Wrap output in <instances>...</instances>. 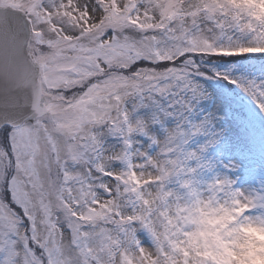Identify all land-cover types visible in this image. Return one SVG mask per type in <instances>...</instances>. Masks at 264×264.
I'll list each match as a JSON object with an SVG mask.
<instances>
[{
    "label": "snow or ice",
    "instance_id": "snow-or-ice-1",
    "mask_svg": "<svg viewBox=\"0 0 264 264\" xmlns=\"http://www.w3.org/2000/svg\"><path fill=\"white\" fill-rule=\"evenodd\" d=\"M219 3L164 0L154 15L143 0H0L17 13L4 18L7 33L25 34L40 69L31 114L16 107L8 115L22 122L0 125V264H176L169 202L182 185L208 183L203 153L219 136L211 116L190 119L208 99L201 78L235 85L264 112V81L201 63L264 54V26L238 16L226 25ZM201 133L205 142L188 149ZM108 137L117 144L106 146ZM211 179L248 195L227 174ZM253 196L264 207V187Z\"/></svg>",
    "mask_w": 264,
    "mask_h": 264
},
{
    "label": "clouds",
    "instance_id": "clouds-1",
    "mask_svg": "<svg viewBox=\"0 0 264 264\" xmlns=\"http://www.w3.org/2000/svg\"><path fill=\"white\" fill-rule=\"evenodd\" d=\"M143 2L154 15L164 6V0ZM202 2L178 0L184 8ZM219 7L222 15L218 19L226 25L233 16H238L240 24L264 26V0H220ZM6 16L16 17L17 13L0 7V125L22 122L8 115L16 107L26 108L31 114L32 93L40 80V69L32 62L25 34H8L3 25ZM2 97L10 98L11 102L6 103ZM214 175L206 179L213 184L212 188L208 183L182 185L177 189L180 198L173 197L169 202L172 216L167 227L177 249L176 264H183L184 251L188 253V264L194 260L207 264H264V207L254 199L257 189L244 190L247 196L234 195V188L216 185L211 179ZM147 194L150 201L156 199V190ZM152 250L155 254V249Z\"/></svg>",
    "mask_w": 264,
    "mask_h": 264
},
{
    "label": "rangeland",
    "instance_id": "rangeland-1",
    "mask_svg": "<svg viewBox=\"0 0 264 264\" xmlns=\"http://www.w3.org/2000/svg\"><path fill=\"white\" fill-rule=\"evenodd\" d=\"M201 63L209 69L229 72L234 76L257 82L264 81V65L252 70H242L232 64L224 65L207 60ZM201 79L208 92V99L197 104L190 119L199 122L205 116H211V128L219 133L217 142L209 145L203 153V158L213 167L211 170L203 169L202 177L206 180L213 174H227L241 190H259L264 187V112H261L250 97L235 85L216 79ZM141 111L147 112L146 109ZM165 126L174 127L175 120L168 118ZM150 131L157 136L162 135L159 125H152ZM136 139L139 142L137 147L143 148L148 143L147 137L138 135ZM206 139L204 134H197L188 141L186 147L195 150ZM116 144V138L106 139V146ZM149 151H156V146L152 145ZM226 165L228 167H225ZM114 166H118V163L114 162ZM169 186L175 187V182ZM2 194L3 188L0 187V195ZM137 237L143 246L152 247V240L147 232L140 229Z\"/></svg>",
    "mask_w": 264,
    "mask_h": 264
},
{
    "label": "trees",
    "instance_id": "trees-1",
    "mask_svg": "<svg viewBox=\"0 0 264 264\" xmlns=\"http://www.w3.org/2000/svg\"><path fill=\"white\" fill-rule=\"evenodd\" d=\"M208 61V60H207ZM224 65H236L242 70H252L259 65H264V55H240L222 59L210 60Z\"/></svg>",
    "mask_w": 264,
    "mask_h": 264
}]
</instances>
